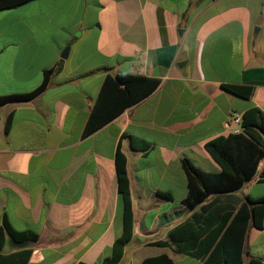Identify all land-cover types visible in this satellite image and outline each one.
I'll list each match as a JSON object with an SVG mask.
<instances>
[{"label": "crops", "instance_id": "obj_1", "mask_svg": "<svg viewBox=\"0 0 264 264\" xmlns=\"http://www.w3.org/2000/svg\"><path fill=\"white\" fill-rule=\"evenodd\" d=\"M58 64L40 95L0 107V234L6 216L15 230L38 235L15 245L4 234L0 264H22L24 250L25 264H103L122 230L118 149L133 213L118 264L161 256L202 264L204 242L245 197L264 196L263 159L239 190L193 209L182 204L183 159L219 173L205 144L231 134V112L264 113V0H32L0 10V96L32 92ZM108 74L158 86L84 137ZM132 137L148 148L133 150ZM184 243L192 247L177 252ZM243 249L242 264L264 261V219L261 230L248 227Z\"/></svg>", "mask_w": 264, "mask_h": 264}, {"label": "trees", "instance_id": "obj_2", "mask_svg": "<svg viewBox=\"0 0 264 264\" xmlns=\"http://www.w3.org/2000/svg\"><path fill=\"white\" fill-rule=\"evenodd\" d=\"M32 0H0V10L15 9ZM60 64L53 70L43 72L40 85L32 92L24 95L0 96V107L9 102H28L42 93L51 75L60 69ZM158 86V81L146 77L123 74H108L100 89L98 98L91 110L83 131V136H89L127 108L139 103L149 96ZM11 117L4 123V132L10 129ZM243 132L238 135L229 134L217 137L205 144V149L212 159L220 166L219 173H206L195 168L188 160L183 159L182 166L187 181V193L182 204L187 209H193L201 204L211 194H226L239 190L245 182L251 180L258 172L260 162L264 159V113L253 107L243 114ZM133 150L144 152L148 144L136 138H131ZM118 178V194L121 206V234L112 245V253L103 264H118L122 259L124 248L132 239L133 213L129 182L126 172V160L119 151L115 157ZM264 180V167L260 172ZM264 219V196L252 199L247 196L233 215L231 221L223 226L215 236L212 244H205V257L202 264H242L244 257V241L248 227L261 230ZM4 234L15 245L34 243L38 235L31 231H17L6 216L3 217L0 234V251L4 246ZM171 236L169 240L171 241ZM165 243H156L162 246ZM182 244L176 251L184 252L191 248ZM30 252L21 251L18 256L25 264ZM84 264V263H78ZM143 264H173L161 256L145 260ZM248 264H264V261L249 259Z\"/></svg>", "mask_w": 264, "mask_h": 264}, {"label": "built area", "instance_id": "obj_3", "mask_svg": "<svg viewBox=\"0 0 264 264\" xmlns=\"http://www.w3.org/2000/svg\"><path fill=\"white\" fill-rule=\"evenodd\" d=\"M243 115L238 112H231L228 118V125L232 127L231 134L238 135L243 132Z\"/></svg>", "mask_w": 264, "mask_h": 264}, {"label": "water", "instance_id": "obj_4", "mask_svg": "<svg viewBox=\"0 0 264 264\" xmlns=\"http://www.w3.org/2000/svg\"><path fill=\"white\" fill-rule=\"evenodd\" d=\"M66 54H67V48L63 51V53H62V58H65L66 57Z\"/></svg>", "mask_w": 264, "mask_h": 264}]
</instances>
